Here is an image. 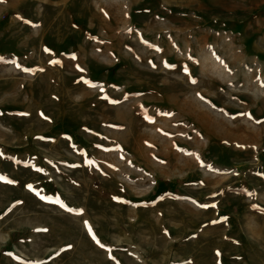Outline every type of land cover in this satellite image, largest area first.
<instances>
[{
	"label": "rangeland",
	"instance_id": "rangeland-1",
	"mask_svg": "<svg viewBox=\"0 0 264 264\" xmlns=\"http://www.w3.org/2000/svg\"><path fill=\"white\" fill-rule=\"evenodd\" d=\"M0 264H264V0H0Z\"/></svg>",
	"mask_w": 264,
	"mask_h": 264
}]
</instances>
